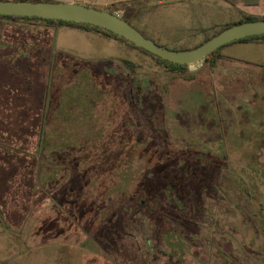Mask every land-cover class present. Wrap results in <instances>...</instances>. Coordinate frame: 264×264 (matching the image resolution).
<instances>
[{
    "label": "rangeland",
    "instance_id": "1",
    "mask_svg": "<svg viewBox=\"0 0 264 264\" xmlns=\"http://www.w3.org/2000/svg\"><path fill=\"white\" fill-rule=\"evenodd\" d=\"M63 2L141 4L136 27L173 49L238 17L226 0ZM37 30L0 22V264H264V45L228 44L244 64L201 61L189 82Z\"/></svg>",
    "mask_w": 264,
    "mask_h": 264
},
{
    "label": "water",
    "instance_id": "2",
    "mask_svg": "<svg viewBox=\"0 0 264 264\" xmlns=\"http://www.w3.org/2000/svg\"><path fill=\"white\" fill-rule=\"evenodd\" d=\"M0 15L36 17L88 24L105 29L162 60L192 65L204 61L216 50L235 41L264 35V19L246 21L233 25L195 49L174 50L146 38L137 28L116 14L74 2H29L0 0Z\"/></svg>",
    "mask_w": 264,
    "mask_h": 264
},
{
    "label": "trees",
    "instance_id": "3",
    "mask_svg": "<svg viewBox=\"0 0 264 264\" xmlns=\"http://www.w3.org/2000/svg\"><path fill=\"white\" fill-rule=\"evenodd\" d=\"M2 1H29V2H35V3H39V2H61L63 0H2ZM227 2H229L231 5H233L235 8L241 10L242 8H244L246 5H255V6H259L260 3L256 2L255 0L253 1L252 4H250L251 1L248 0H226ZM89 7H94L97 9H100L96 6H92V5H87ZM145 6H142L141 4H134V3H121L120 5L118 4V7H115V4L111 5V6H107L104 7V11H108L112 14H116L119 17H121L122 19L126 20L129 24H131L132 26H134L135 28L136 25L134 24V21L137 20L144 12H145ZM264 19V17L262 16H256V15H245L243 16V18L238 21V22H234V23H230L227 25H224L222 28L219 29H214V31L210 34H205L204 39L198 43L197 45L191 47L190 49H195L199 46H201L202 44H204L205 42L209 41L211 38H213L214 36H216L217 34H219L220 32H222L223 30L236 25V24H240L246 21H253V20H262ZM1 21H29V22H36L41 24L42 26H45L47 28H51L52 31L54 29H56V27L60 26V25H67V26H71V27H75V28H79V29H84V30H96L98 32H101L103 34H105L108 37L114 38L116 40L122 41L126 44H128L130 47H132L135 50L140 51L141 53H144L145 55H148L150 57H152L157 63L158 65L163 66V68L165 69V72L175 75H172L173 79H184L185 81H189L192 82L197 78V72H190L189 68L187 65H179V64H174L165 60H162L160 57L158 56H154L150 53H148L147 51L136 47L133 43L105 30L102 28H98V27H94L88 24H79V23H75V22H66V21H62V20H54V19H43V18H36V17H15V16H3L0 15V22ZM138 29V28H137ZM139 30V29H138ZM140 31V30H139ZM146 38L151 39L150 37L146 36L142 31H140ZM37 33L39 35L40 38H43L45 40V42H49L50 38L52 39L53 42V37H52V32L48 33L47 30H37ZM35 35V34H33ZM50 37V38H49ZM264 35H258V36H252V37H248V38H244L235 42H248V41H254V40H258V39H263ZM153 40V39H152ZM155 41V40H154ZM157 44H160L159 42L155 41ZM233 42V43H235ZM231 44V43H230ZM166 48H169L165 45H162ZM226 46V45H225ZM224 47V46H223ZM222 47V48H223ZM169 49H173V48H169ZM174 50H187L184 48L181 49H174ZM221 48L216 50L212 55L208 56L203 62L205 64V66L207 67L208 71L210 73L215 72L216 68L218 67L219 63L221 61H229L232 63H237V64H244L241 60L239 59H235V58H231V57H225L221 54ZM130 64V63H129ZM131 65V64H130ZM2 212V211H1ZM0 212V223L1 225H3L4 227L8 228L7 222L4 219V215Z\"/></svg>",
    "mask_w": 264,
    "mask_h": 264
},
{
    "label": "crops",
    "instance_id": "4",
    "mask_svg": "<svg viewBox=\"0 0 264 264\" xmlns=\"http://www.w3.org/2000/svg\"><path fill=\"white\" fill-rule=\"evenodd\" d=\"M251 1L250 4L253 3L254 0H248ZM256 2H259L260 5L259 6H255V5H246L244 8H242L241 10L235 8L236 13H237V18L235 22L240 21L243 16L245 15H256V16H262L264 17V0H255ZM234 23V22H233ZM58 31H79L81 33L87 34V35H92L96 38H99L101 41L106 42L109 46H112L114 48L120 49V50H124L125 52H132L135 54V49H133L132 47H130L128 44L116 40L114 38L108 37L105 34L98 32L96 30H84V29H79V28H75V27H71V26H67V25H60L58 27H56V29H54L52 31V37H53V46L54 49L56 50V46H57V42H56V35ZM244 44H248V45H255V46H259L264 45V38L263 39H258V40H254V41H248V42H242ZM56 52V51H55ZM57 53V52H56ZM85 56H83L84 58L87 57L88 55L84 53ZM153 209V208H152Z\"/></svg>",
    "mask_w": 264,
    "mask_h": 264
}]
</instances>
